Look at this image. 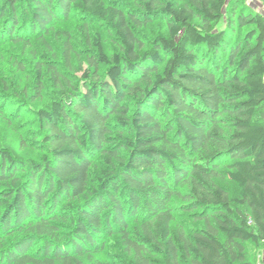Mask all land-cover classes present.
<instances>
[{"label": "trees", "instance_id": "1", "mask_svg": "<svg viewBox=\"0 0 264 264\" xmlns=\"http://www.w3.org/2000/svg\"><path fill=\"white\" fill-rule=\"evenodd\" d=\"M134 2L0 0V47L45 55L52 38L72 69L71 33L57 25L74 10L119 42L108 54L81 26L96 52L77 82L54 70L38 118L48 155L0 143V264H111V238L129 264H255L246 243L264 242V14L244 0ZM159 15L169 33L147 48L135 27ZM47 86L39 65L35 97ZM179 210L203 226L188 230Z\"/></svg>", "mask_w": 264, "mask_h": 264}, {"label": "rangeland", "instance_id": "2", "mask_svg": "<svg viewBox=\"0 0 264 264\" xmlns=\"http://www.w3.org/2000/svg\"><path fill=\"white\" fill-rule=\"evenodd\" d=\"M121 7L136 8L134 0H106ZM232 2H228L224 10V26L229 15ZM245 4L257 12H262V5L258 1ZM263 13V12H262ZM264 14V13H263ZM87 25L92 39L99 35L108 54L119 51V42L114 30L103 20L74 10L68 19L62 20L57 27L71 33L74 52L72 54L73 68L67 69L64 61L63 46L58 40L49 38L46 49H37L33 44L8 43L0 47V113H7L8 117L0 115V143L13 146L25 158L41 160L49 154L48 146L44 144L45 128L39 123V111L51 103L50 94L54 88L53 75L55 69L64 71L69 81L77 82L82 78L84 70L90 69L88 56L96 49L87 42L81 26ZM136 33L147 45L151 47L158 35H168L169 22L163 16H157L152 22L141 27H135ZM50 60L51 63H46ZM39 65L43 66L45 82L48 86L41 97H35L33 86L35 72ZM105 71V68L102 72ZM224 185L230 190L232 196L237 195V186L227 180ZM178 221L188 230L200 228L203 222L196 220L190 213L178 211ZM248 257L255 264H264V242L246 243ZM111 264H129L132 257L127 254L118 239L108 240L102 254ZM153 264H163V257L153 255Z\"/></svg>", "mask_w": 264, "mask_h": 264}, {"label": "built area", "instance_id": "3", "mask_svg": "<svg viewBox=\"0 0 264 264\" xmlns=\"http://www.w3.org/2000/svg\"><path fill=\"white\" fill-rule=\"evenodd\" d=\"M246 2L258 1L262 5V12L264 13V0H244Z\"/></svg>", "mask_w": 264, "mask_h": 264}]
</instances>
